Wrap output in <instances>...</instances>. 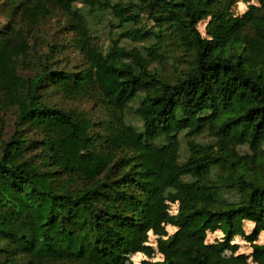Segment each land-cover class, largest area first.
<instances>
[{
    "label": "trees",
    "instance_id": "16d2710c",
    "mask_svg": "<svg viewBox=\"0 0 264 264\" xmlns=\"http://www.w3.org/2000/svg\"><path fill=\"white\" fill-rule=\"evenodd\" d=\"M237 1L0 0V264H134L151 232L162 259L141 264H264V0L241 15ZM54 17L69 42L39 38ZM92 17L146 43L106 45ZM155 37L186 66L157 71ZM71 48L80 60L58 64ZM237 236L250 258L227 254Z\"/></svg>",
    "mask_w": 264,
    "mask_h": 264
},
{
    "label": "rangeland",
    "instance_id": "374dc122",
    "mask_svg": "<svg viewBox=\"0 0 264 264\" xmlns=\"http://www.w3.org/2000/svg\"><path fill=\"white\" fill-rule=\"evenodd\" d=\"M125 1H129V0H125ZM84 2L85 0H75L74 4L78 7H84L88 9L89 4H84ZM252 4H256V1L255 0H238L236 4L233 5L232 9L236 15H241L247 12L249 9V6ZM108 20H109L108 17H101L99 19H96L93 17L90 18L94 34L98 36L100 41H102L106 45L109 44L111 37L121 39L122 44L127 45L129 47H132V46L143 47L144 44L146 43L145 41H136L132 39L131 37H124L121 33L122 29L119 27L117 28L111 27V24L108 22ZM4 22H5L4 16L0 15V24ZM142 24L146 28L155 27L154 22L146 16H144ZM207 24H208V20H205L199 24V29L204 35L206 34ZM72 37H73L72 32L61 29V25L57 17L52 18L50 22H48L45 26H42L41 32L39 33V38H44V40H52L58 43L59 42H62V43L69 42ZM148 43L158 45V48H157L158 53L163 54L161 58L157 57V59L153 62V67L156 68L157 71L163 73L164 75H171V74H174V72L178 71V69L184 68L186 66V62L183 61V59H181L180 57L178 59L174 58L175 53L172 50L175 49L176 47L172 43L171 38L166 37V38H163L161 41H159V39L155 37L153 39H149ZM43 49H45V47H43ZM68 56H71L69 57L70 60H68ZM58 57H60L61 61L57 63L60 64L61 66H67V64L71 62L76 63L78 60H80L81 56L79 53L75 52L73 48H71L70 51H68L67 53L66 52L61 53ZM20 72L22 74H28L31 72V70H30V67L24 65L20 67ZM51 100L53 102L62 103V104L72 106V107H77L81 110L91 111V109L95 107V105H93V102L82 101V102L75 103L70 100L65 102L64 99L59 96H53L51 97ZM94 110H95L94 111L95 116H99V118L104 116V114H102L101 110L98 107H95ZM9 116L10 117H9L8 123H11L13 119V115L9 114ZM129 119L137 124H140V122L132 115L129 116ZM181 137L183 138V146H182L183 149H182L181 160L185 161L187 154H188L186 142H185L186 134L183 133ZM198 139L199 141L203 143H214L215 141V138L211 136L209 133H203L199 135ZM244 148L245 150L247 149L246 147ZM215 170H216L215 171L216 173L219 172L218 169H215ZM215 177H217V175H215ZM226 196L229 199H233V200L237 197L235 192H227ZM169 211L172 216L175 215L178 211V204L174 202H169ZM165 227H166L168 234L170 235L176 232V230L178 229L177 226L174 225L171 221L166 222ZM244 228L247 234H251L254 229V225L252 223L245 222ZM157 237H158L157 234H154L153 232H151L149 241H148V248L152 252L150 253L149 251H141V252L132 254L129 256L130 262L134 264H141V262L145 259H151V260L162 259V255L157 251V246H156ZM222 237H223V234L221 231H216L215 233L209 232L207 236V241L210 243L216 242L220 240ZM259 242L264 244V232L261 233L259 237ZM234 243L238 244V248L235 251H228L227 252L228 255L245 254L250 258L252 247L247 239L243 238L242 236H237L234 239ZM249 261L251 264H254L251 258L249 259Z\"/></svg>",
    "mask_w": 264,
    "mask_h": 264
}]
</instances>
